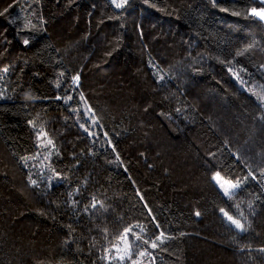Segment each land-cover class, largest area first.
<instances>
[{
	"label": "trees",
	"instance_id": "1",
	"mask_svg": "<svg viewBox=\"0 0 264 264\" xmlns=\"http://www.w3.org/2000/svg\"><path fill=\"white\" fill-rule=\"evenodd\" d=\"M261 7L0 0V264H264Z\"/></svg>",
	"mask_w": 264,
	"mask_h": 264
},
{
	"label": "rangeland",
	"instance_id": "2",
	"mask_svg": "<svg viewBox=\"0 0 264 264\" xmlns=\"http://www.w3.org/2000/svg\"><path fill=\"white\" fill-rule=\"evenodd\" d=\"M262 1H264V0H262ZM262 8H264V7L257 8L256 10L260 11ZM217 174H218L219 178L215 179V180L224 192L228 193L232 189L235 188V187H233V185L236 184L235 181L230 180V179H226L223 176V174L220 172H216L214 174V177H217ZM225 190H227V191H225ZM141 245H142L141 249H135L136 252H135V256L133 258V257H131V254L133 253L134 248H132L131 243H129V241L126 239H123V240L121 239V242L115 246V257L119 258L120 256H125L124 260H127L128 264H152L150 258H148V256H146L147 252H148L146 245H144L142 243H141ZM140 253H143V255H141ZM129 256H130V259L128 258ZM121 261H123V260H121Z\"/></svg>",
	"mask_w": 264,
	"mask_h": 264
},
{
	"label": "snow or ice",
	"instance_id": "3",
	"mask_svg": "<svg viewBox=\"0 0 264 264\" xmlns=\"http://www.w3.org/2000/svg\"><path fill=\"white\" fill-rule=\"evenodd\" d=\"M117 6L119 7L120 5H117ZM252 15L259 17V19H261V20H264V8H262L260 11H257L256 9H252ZM25 43H27V41H25ZM74 79H75V80H78L79 77L77 76V77H75ZM48 144L51 145V144H52V141L49 140V141H48ZM218 178H219V176H218V174H217V177H214V179H218ZM32 183L35 184L36 181H32ZM239 183H240V182L237 181L236 184L233 185V187H238V186H239ZM225 191H227V190H225ZM92 207H95V204H93ZM196 215H199V213H196ZM228 219H229V220H232V217L229 216ZM232 223H234V224L236 225V227L243 229V225L240 224L239 221L232 220ZM157 227H158V225H157ZM129 231H130V230H129ZM163 237H164V234H163V233H160V234L156 237V239H157V240H160L161 243H162V242H163ZM137 239H139V237H137V236H135V234H133V242H135V240H137ZM145 243H146V241H145ZM150 246H151V248H156L158 245H157V243H156L155 240H154V241L151 243ZM140 254L143 255V253H140ZM128 258L130 259V256H129ZM119 259H120V260H124V259H125V256H120Z\"/></svg>",
	"mask_w": 264,
	"mask_h": 264
}]
</instances>
